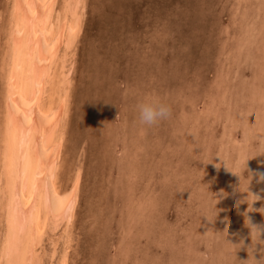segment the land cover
Returning a JSON list of instances; mask_svg holds the SVG:
<instances>
[{
    "label": "rangeland",
    "instance_id": "obj_1",
    "mask_svg": "<svg viewBox=\"0 0 264 264\" xmlns=\"http://www.w3.org/2000/svg\"><path fill=\"white\" fill-rule=\"evenodd\" d=\"M12 2L0 0V121ZM81 13L57 63L72 70L57 184L81 168L80 205L71 229L47 228L38 264L67 248V264H264V0H84ZM151 93L171 115L145 126L137 105ZM216 155L249 158L244 176Z\"/></svg>",
    "mask_w": 264,
    "mask_h": 264
},
{
    "label": "bare ground",
    "instance_id": "obj_2",
    "mask_svg": "<svg viewBox=\"0 0 264 264\" xmlns=\"http://www.w3.org/2000/svg\"><path fill=\"white\" fill-rule=\"evenodd\" d=\"M83 2L62 0L60 7L59 0L12 2L2 60L5 89L0 121V209L6 219L0 242L6 264H38L47 228L58 230L63 223L70 228L80 205L81 168L67 191L61 192L57 184L72 71L57 75V63L80 36ZM51 96L52 107L47 103ZM68 255L67 248L57 264H67Z\"/></svg>",
    "mask_w": 264,
    "mask_h": 264
},
{
    "label": "clouds",
    "instance_id": "obj_3",
    "mask_svg": "<svg viewBox=\"0 0 264 264\" xmlns=\"http://www.w3.org/2000/svg\"><path fill=\"white\" fill-rule=\"evenodd\" d=\"M138 120L142 125L145 126H153L161 122L162 120H165L169 118L171 115V106L169 103H167L159 94L157 93H151L146 94L144 98L138 103ZM188 135H194V140L198 138V132L194 128L187 129ZM259 143L264 146V138H262ZM204 152L205 149L202 146ZM260 154H264V151H262ZM221 160L218 162L217 166L225 165L227 170L231 173V175H237V176H244L245 170L248 168L242 167L243 164H247L249 158H237L234 161L226 160L221 155ZM200 161H203L205 164H207L209 161L207 158L201 159ZM222 162V163H221ZM248 166V164H247ZM246 178V177H245ZM259 179L264 180V173L259 174ZM211 197V212L213 215L209 216V208L207 206L201 207L198 210L200 211L202 217L207 216L208 219L211 221L215 215H216V208L215 205L217 201L222 198L223 190H221L220 193H214L212 192ZM191 196L188 198L190 199ZM260 198V197H259ZM208 232V231H207ZM205 232V233H207ZM213 232V231H212ZM214 233V232H213ZM215 234V233H214Z\"/></svg>",
    "mask_w": 264,
    "mask_h": 264
}]
</instances>
